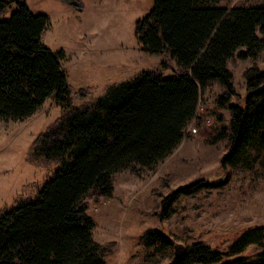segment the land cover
<instances>
[{
  "label": "trees",
  "instance_id": "1",
  "mask_svg": "<svg viewBox=\"0 0 264 264\" xmlns=\"http://www.w3.org/2000/svg\"><path fill=\"white\" fill-rule=\"evenodd\" d=\"M9 4L0 0V122L24 121L50 98L64 113L31 147L34 163L56 169L35 197L0 213V264H105L115 244L96 241L90 201L113 197L117 173L155 170L172 155L202 117V97L213 84L223 88L220 105L229 103L236 92L229 63L256 59L264 50V3L229 8L209 0H154L136 36L149 53L168 51L176 72L143 71L77 107L62 66L65 51L43 42L51 17L23 1L2 18ZM246 74L245 106L229 103L227 124L209 141L228 140L225 168L263 176L264 70L254 64ZM211 186L180 187L163 200L161 217L181 195ZM156 240L158 251L174 245L162 232L144 237L147 246ZM252 245L261 250L246 253ZM171 264H264V226L242 230L222 250L202 241L177 248Z\"/></svg>",
  "mask_w": 264,
  "mask_h": 264
},
{
  "label": "rangeland",
  "instance_id": "2",
  "mask_svg": "<svg viewBox=\"0 0 264 264\" xmlns=\"http://www.w3.org/2000/svg\"><path fill=\"white\" fill-rule=\"evenodd\" d=\"M2 14L7 18L25 1L33 13H46L51 26L43 42L64 50L62 66L71 86L73 107L90 103L110 85L130 80L143 71L171 75L176 64L168 51H145L136 36L137 23L153 7L154 0H8ZM220 6H254L264 0H209ZM256 64L264 70V50L256 59L230 62L235 94L229 103L245 106L247 69ZM223 88L215 83L200 104L199 120L193 121L179 147L155 170L137 174L130 169L115 175L112 198L90 201L89 214L96 221L94 236L101 244L114 243L105 264H171L176 249L202 241L225 249L234 236L252 226H264V175L225 168L222 158L229 142L209 140L227 124L228 104L221 106ZM64 110L53 98L30 118L0 122V213L21 199L35 197L57 165L36 164L32 144L57 121ZM222 118V120L220 119ZM211 183L190 195H181L170 213L161 217L162 202L182 186ZM162 232L173 239L171 249L158 251L159 242L147 246L144 237ZM261 247L252 245L246 253Z\"/></svg>",
  "mask_w": 264,
  "mask_h": 264
},
{
  "label": "water",
  "instance_id": "3",
  "mask_svg": "<svg viewBox=\"0 0 264 264\" xmlns=\"http://www.w3.org/2000/svg\"><path fill=\"white\" fill-rule=\"evenodd\" d=\"M182 247V246H181Z\"/></svg>",
  "mask_w": 264,
  "mask_h": 264
}]
</instances>
